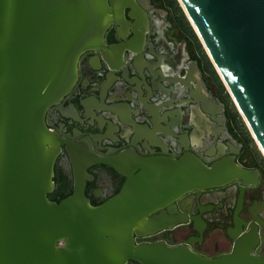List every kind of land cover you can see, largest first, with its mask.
<instances>
[{
	"label": "water",
	"instance_id": "obj_1",
	"mask_svg": "<svg viewBox=\"0 0 264 264\" xmlns=\"http://www.w3.org/2000/svg\"><path fill=\"white\" fill-rule=\"evenodd\" d=\"M177 2L264 157V0ZM108 12L107 0H0V264H259L238 243L232 256L215 260L184 246L136 244L134 237L185 223L175 206L186 214L180 203L190 193L231 183L242 192L260 180L232 151L213 159V152L202 155L197 150L178 159L165 157L152 120L140 130L115 112L123 124L117 125L119 139L142 144L148 152L159 148L163 154L141 157L130 149L105 159L94 157V164L115 170L124 183L100 206L85 198L86 153L53 132L47 114L59 109L75 86L81 56L103 51ZM150 77L156 76L150 72ZM179 86L187 87L183 82ZM148 87L147 93L157 91L151 81ZM212 105V111L200 106L194 113L217 122L214 116L222 106ZM167 120L172 128V116L163 123ZM196 125L189 121L185 140L194 144V139L213 136L196 132ZM62 149L80 161L74 167L82 178L70 196L55 203L47 195L54 188V164ZM163 209L167 213L152 216Z\"/></svg>",
	"mask_w": 264,
	"mask_h": 264
},
{
	"label": "flooded vegetation",
	"instance_id": "obj_2",
	"mask_svg": "<svg viewBox=\"0 0 264 264\" xmlns=\"http://www.w3.org/2000/svg\"><path fill=\"white\" fill-rule=\"evenodd\" d=\"M174 1L179 7L177 0ZM169 2L107 0L110 22L103 36L104 49L81 56L77 82L62 100V106L48 111V127L85 151L86 155L82 157L88 165L84 196L94 207L118 194L124 183V177L115 170L94 164V157L105 159L131 150L141 157L163 154L159 148L150 147L153 153L150 154L141 147L142 144L131 145L130 139H119L117 125L123 124L115 118L116 113L121 114L123 121H133L140 130H144L145 125L150 127L152 120L159 132L156 139L165 147L164 156L168 158L178 159L191 150L202 155L206 151L213 152L209 159L220 153L234 152L238 161L259 173L256 187L241 192L238 185L231 183L199 194L190 193L180 203L186 214L175 206L181 219L185 215V223L148 236L134 237V240L139 245L184 246L211 260L232 256L238 243L245 252L258 259L259 264H264L263 162L257 163L250 144H245L234 132L227 102L218 92L213 76L205 69L202 53L206 54L182 9L179 7L180 12L175 11ZM186 24L196 41L185 32ZM150 72L156 76L153 80ZM150 81L157 89L155 93L146 92L150 90ZM180 82L187 87L180 88ZM168 83L173 84L172 88ZM81 103L85 105L84 110ZM214 103L217 109L222 106L214 116L217 122L207 120L201 112L194 113V108L200 106L212 111ZM61 113L69 118L61 117ZM145 113L149 114L148 119ZM167 115L172 116L175 124L172 128L168 127L169 120L163 123ZM189 121L197 123L198 127L194 126L196 132L207 131L213 136L206 141L194 139V144L190 139L185 140L186 131L190 132ZM148 144L145 143L147 147ZM76 163L79 165L80 161L71 160L62 149L54 164V188L47 195L50 201L60 202L71 195L75 183L80 184L82 177L77 171L78 166L74 167ZM163 212L167 213L163 209L152 216ZM125 264L139 263L127 261Z\"/></svg>",
	"mask_w": 264,
	"mask_h": 264
},
{
	"label": "trees",
	"instance_id": "obj_3",
	"mask_svg": "<svg viewBox=\"0 0 264 264\" xmlns=\"http://www.w3.org/2000/svg\"><path fill=\"white\" fill-rule=\"evenodd\" d=\"M169 5L172 6V8L175 11L180 12L179 7L177 6V3L174 0H170ZM184 30H185V32H187L191 36V38L193 40L196 41L194 34L192 33V31L190 30V28L188 27L187 24H186ZM202 59H203L204 64H205L206 71L209 72L215 80L218 92L224 98V100L227 102L228 96L226 95L224 87L221 84L219 78L216 76L215 72L213 71V69H212L210 63L208 62L206 56L204 55V53H202ZM229 115H230L231 126H232L234 132L236 133V135L240 138L241 141L245 142V144H251L252 141L249 138L248 133H247V131L244 127V124L242 123L239 115L236 112L231 111L230 108H229Z\"/></svg>",
	"mask_w": 264,
	"mask_h": 264
},
{
	"label": "rangeland",
	"instance_id": "obj_4",
	"mask_svg": "<svg viewBox=\"0 0 264 264\" xmlns=\"http://www.w3.org/2000/svg\"><path fill=\"white\" fill-rule=\"evenodd\" d=\"M224 90H225V88H224ZM225 92H226V90H225ZM226 95L228 96V99H227V105H228V107L230 108L231 111H234V112H236L238 114V111L236 110V106L233 103V101L231 100V98L229 97V95H228L227 92H226ZM240 119H241L242 123L244 124V122H243V120H242L241 117H240ZM244 127H245V125H244ZM245 129H246V127H245ZM246 131H247V129H246ZM248 136H249V138L252 141L251 144H250V147H251L250 149L252 150V152L254 154V157L257 160V163H261V161H262L263 162L262 166H264V157L262 156L261 152L259 151L258 147L256 146L254 140L251 138V135L249 133H248Z\"/></svg>",
	"mask_w": 264,
	"mask_h": 264
},
{
	"label": "bare ground",
	"instance_id": "obj_5",
	"mask_svg": "<svg viewBox=\"0 0 264 264\" xmlns=\"http://www.w3.org/2000/svg\"><path fill=\"white\" fill-rule=\"evenodd\" d=\"M187 20H188V17H187ZM205 49V48H204ZM205 109V108H204ZM238 109V108H237ZM202 113V112H201ZM239 113H240V111H239ZM251 135H252V137L254 138V136H253V134L251 133ZM258 147V146H257Z\"/></svg>",
	"mask_w": 264,
	"mask_h": 264
}]
</instances>
